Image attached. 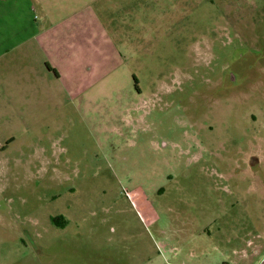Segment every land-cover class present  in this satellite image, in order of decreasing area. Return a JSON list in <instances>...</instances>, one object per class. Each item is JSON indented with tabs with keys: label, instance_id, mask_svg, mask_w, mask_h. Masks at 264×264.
Returning <instances> with one entry per match:
<instances>
[{
	"label": "rangeland",
	"instance_id": "1",
	"mask_svg": "<svg viewBox=\"0 0 264 264\" xmlns=\"http://www.w3.org/2000/svg\"><path fill=\"white\" fill-rule=\"evenodd\" d=\"M106 16L123 64L77 98L0 60V264H264V0Z\"/></svg>",
	"mask_w": 264,
	"mask_h": 264
},
{
	"label": "crops",
	"instance_id": "2",
	"mask_svg": "<svg viewBox=\"0 0 264 264\" xmlns=\"http://www.w3.org/2000/svg\"><path fill=\"white\" fill-rule=\"evenodd\" d=\"M98 1L12 0L11 30L0 31V60L13 53L10 70L19 74L13 77V99H49L55 86L77 98L121 67L122 55L103 19L111 15V4L125 7L128 0L96 6Z\"/></svg>",
	"mask_w": 264,
	"mask_h": 264
}]
</instances>
